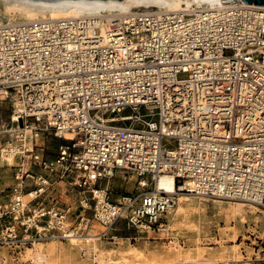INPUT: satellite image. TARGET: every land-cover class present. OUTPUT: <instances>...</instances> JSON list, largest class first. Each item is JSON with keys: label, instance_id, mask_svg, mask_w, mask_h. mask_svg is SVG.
<instances>
[{"label": "built area", "instance_id": "obj_1", "mask_svg": "<svg viewBox=\"0 0 264 264\" xmlns=\"http://www.w3.org/2000/svg\"><path fill=\"white\" fill-rule=\"evenodd\" d=\"M0 95L12 108L0 159L17 160L0 248L97 226L98 239L117 225L160 231L183 192L264 210V9L220 0L0 24ZM27 131L63 143L47 157ZM117 170L135 175L136 191L112 199L99 186ZM163 174L175 191L156 188ZM60 183L65 206L51 194Z\"/></svg>", "mask_w": 264, "mask_h": 264}, {"label": "rangeland", "instance_id": "obj_2", "mask_svg": "<svg viewBox=\"0 0 264 264\" xmlns=\"http://www.w3.org/2000/svg\"><path fill=\"white\" fill-rule=\"evenodd\" d=\"M182 77L184 75H179V78ZM11 115L10 103L0 100V125L9 122ZM36 143L45 156L53 157L63 140L46 135ZM16 163L17 160L14 159L8 165L0 159L1 199H4L3 196L15 183L13 174ZM63 186L60 183L51 194L55 197L63 194L61 205L65 206L71 200L67 199L68 192ZM99 187L108 188L111 198L116 199L125 192L136 191V177L130 171L117 170L111 178L104 179ZM71 193L74 198L78 196L75 190H71ZM237 202L244 203L213 196L192 195L183 217L174 216L173 219L175 210L168 215L171 219L169 221L167 217L166 232H147L139 236L133 230L117 225L116 228L121 229L116 232L118 238L113 240L102 237L97 241V248L106 256L108 264H199L195 260L204 261L205 264H264V213L254 212L249 206L253 204L244 203L245 223L240 224L234 210V203ZM257 209L264 211L259 207ZM95 230L99 232L102 229L97 226ZM34 245L45 253H49L51 246H56L60 255L69 257L67 261L72 264H75L76 259L83 261L82 263L95 264L92 260L94 254L87 256L78 246H69L63 240L34 242L14 250L1 247V264H31L29 250H34ZM132 247L136 248L137 256L129 254Z\"/></svg>", "mask_w": 264, "mask_h": 264}, {"label": "bare ground", "instance_id": "obj_3", "mask_svg": "<svg viewBox=\"0 0 264 264\" xmlns=\"http://www.w3.org/2000/svg\"><path fill=\"white\" fill-rule=\"evenodd\" d=\"M220 2V0H63L58 2H38L31 0H0V24L4 23H19V22H33L41 20H57L67 17H78V16H98L100 18L108 19L111 16H118L130 12L134 8H156L160 11H179L182 8L189 7L194 10L204 9L208 6H213L214 4ZM255 6V5H250ZM261 9L264 7L255 6ZM104 26H101V31ZM3 96V95H0ZM42 127V123H38L37 128ZM29 137L27 140L28 147L37 146L36 141L38 139H44V137L39 134H33L30 131L26 132ZM67 138H74L73 134H68ZM4 162L11 165L14 162L13 158H7ZM93 176V172L90 173ZM156 188L164 189L167 192H173L176 190L174 178L171 175L163 174L159 177L156 182ZM101 194V193H100ZM195 194L193 193H180L177 197L176 206L173 209L175 214L173 215L177 218L183 217L186 208L190 205V198ZM199 197V196H198ZM27 197H25L26 199ZM246 204V202H244ZM244 203H234V210L238 214L239 223H245V204ZM252 204V203H247ZM250 208L254 209V212H262L258 210V206L249 205ZM264 217V216H263ZM169 221L171 216L168 217ZM167 218V219H168ZM172 219V220H173ZM168 225L162 228L160 231L166 232ZM121 229L110 227L106 230V235L110 239H117L118 236L116 232ZM149 231H137L139 236L142 233H147ZM57 240V239H52ZM98 232L93 230L89 232L85 237H73L67 240L68 245L72 247H79L85 255H93L92 259L95 264H108V259L103 255V252L98 249ZM52 247V246H51ZM50 247L49 253L42 252L37 249L34 245V250H29L31 253L30 261L31 264H72L67 261L69 257H62L60 251H58L56 246ZM128 252V251H127ZM132 256H137L136 248L132 247L129 251ZM109 254V253H108ZM198 256V255H197ZM186 259V258H185ZM83 261L75 260V264H87L82 263ZM199 264H205L204 261L195 260ZM1 264V259H0Z\"/></svg>", "mask_w": 264, "mask_h": 264}, {"label": "water", "instance_id": "obj_4", "mask_svg": "<svg viewBox=\"0 0 264 264\" xmlns=\"http://www.w3.org/2000/svg\"><path fill=\"white\" fill-rule=\"evenodd\" d=\"M31 1H38V2H58V1H63V0H31ZM115 1H120V0H115ZM222 2H244L248 5H255V6H261L264 7V0H221ZM19 125H21V120L18 121Z\"/></svg>", "mask_w": 264, "mask_h": 264}]
</instances>
